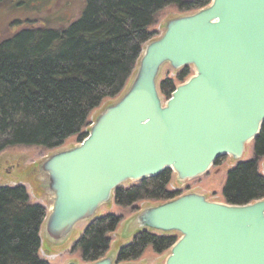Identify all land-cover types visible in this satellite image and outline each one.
Here are the masks:
<instances>
[{"label":"water","instance_id":"obj_1","mask_svg":"<svg viewBox=\"0 0 264 264\" xmlns=\"http://www.w3.org/2000/svg\"><path fill=\"white\" fill-rule=\"evenodd\" d=\"M165 66L194 71L166 101L159 89ZM263 125L264 0H212L171 19L142 50L130 90L105 108L83 142L42 163L52 198L46 232L63 240L127 183L168 169L192 181L222 157L239 163ZM131 220L135 232L179 236L164 264H264V198L232 205L192 192ZM87 264L118 263L106 256Z\"/></svg>","mask_w":264,"mask_h":264},{"label":"trees","instance_id":"obj_2","mask_svg":"<svg viewBox=\"0 0 264 264\" xmlns=\"http://www.w3.org/2000/svg\"><path fill=\"white\" fill-rule=\"evenodd\" d=\"M14 1V2H12ZM23 4L24 2H22ZM77 16L67 27L26 26L0 40V153L9 147L62 148L74 136L87 138L84 129L90 114L105 99L122 93L137 67L143 46L155 38L150 28L156 15L169 6L181 12L207 7L212 0H80ZM19 0H0V6ZM79 2V0H78ZM191 75V68L177 72L176 79L159 84L169 99L178 83ZM254 156L240 162L228 174L225 202L246 205L264 198V125L253 143ZM224 157L215 165H220ZM173 171L119 188L115 202L133 207L140 202H166L181 196L169 186ZM47 210L31 204L23 186L0 188V264H50L40 257L41 227ZM121 218L108 215L96 219L73 246L83 261L104 258L110 248L109 235ZM178 237L142 231L123 247L117 263L138 261L147 248L162 254Z\"/></svg>","mask_w":264,"mask_h":264},{"label":"rangeland","instance_id":"obj_3","mask_svg":"<svg viewBox=\"0 0 264 264\" xmlns=\"http://www.w3.org/2000/svg\"><path fill=\"white\" fill-rule=\"evenodd\" d=\"M12 2L0 6V40L11 37L26 26H39L43 24L52 27L60 21L63 26L67 27L72 19L77 16L78 10L81 7L80 0L79 2L78 0H23V4L19 0V2L15 3L18 6L12 5ZM191 13L193 12H181L176 6H169L160 11L155 17L154 25L150 28V31L155 35L154 39L159 38L163 34L171 19ZM136 73L137 68L127 81L119 97L105 99L90 114L88 125L84 129L85 133L90 131L93 122H95L105 108L116 103V101L130 90L134 83ZM193 73L194 71L191 69V75ZM168 77L176 79L177 73L169 66H165L159 77V82ZM177 84L179 85L180 83L177 82ZM78 144V137L74 136L69 138L64 146L58 150H49L37 146H15L5 149L0 153V188L25 187L30 198V203L44 206L49 213L52 206V198L47 188V177L41 172V165L57 151L72 149ZM253 156L254 145L250 143L246 146L241 162H247L253 159ZM237 164L238 162L232 158L224 157L220 165H214L206 175L192 181H178L176 175L173 173V180L169 188L172 191H182L184 194L192 192L199 193L205 195L211 201L225 202L223 195L224 186L229 172ZM259 169L264 174V159L261 160ZM130 185L132 184L127 183L123 187H129ZM158 203L155 201H145L133 207L126 208L117 205L115 200H113L97 211L92 221L108 215H114L122 219L116 231L108 236L111 243L107 256L113 257L116 260L119 251L123 247L130 245L135 236L140 232L134 231L135 226L132 224L131 218L133 216L135 217L139 210L145 207L156 206ZM92 221L78 224L61 241L52 240L46 232L45 223H43L40 232L42 239L40 257L50 264H87V262L83 261L80 251L73 252V246L81 238L84 230ZM168 254L169 250L162 254H157L152 247H149L144 255L134 263L164 264Z\"/></svg>","mask_w":264,"mask_h":264}]
</instances>
